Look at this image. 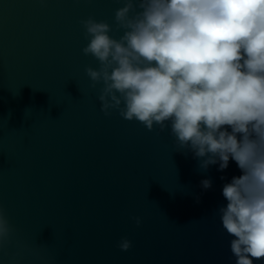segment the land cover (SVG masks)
I'll return each mask as SVG.
<instances>
[{"label":"water","instance_id":"95a60500","mask_svg":"<svg viewBox=\"0 0 264 264\" xmlns=\"http://www.w3.org/2000/svg\"><path fill=\"white\" fill-rule=\"evenodd\" d=\"M122 6L0 0V206L16 229L0 264H235L218 209L236 162L204 169L170 128L101 111L81 21H106L119 39Z\"/></svg>","mask_w":264,"mask_h":264},{"label":"clouds","instance_id":"9594fccd","mask_svg":"<svg viewBox=\"0 0 264 264\" xmlns=\"http://www.w3.org/2000/svg\"><path fill=\"white\" fill-rule=\"evenodd\" d=\"M114 19L119 39L106 21H81L82 52L99 62L85 72L92 88L103 83L101 111L170 128L204 169L234 160L242 175L223 186L218 214L235 264L264 262V0H123ZM15 236L0 206V251Z\"/></svg>","mask_w":264,"mask_h":264}]
</instances>
